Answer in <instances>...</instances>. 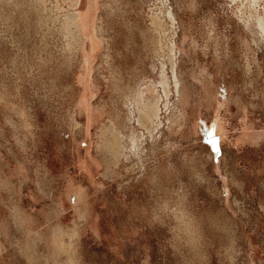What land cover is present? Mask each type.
I'll list each match as a JSON object with an SVG mask.
<instances>
[{"label": "rangeland", "instance_id": "374dc122", "mask_svg": "<svg viewBox=\"0 0 264 264\" xmlns=\"http://www.w3.org/2000/svg\"><path fill=\"white\" fill-rule=\"evenodd\" d=\"M80 1L0 0V264H264L255 9L98 0L102 48L87 64L65 29ZM257 9L264 20V0ZM153 85L161 125L150 134L127 105Z\"/></svg>", "mask_w": 264, "mask_h": 264}, {"label": "bare ground", "instance_id": "6f19581e", "mask_svg": "<svg viewBox=\"0 0 264 264\" xmlns=\"http://www.w3.org/2000/svg\"><path fill=\"white\" fill-rule=\"evenodd\" d=\"M69 1L72 2V7L76 8V9L79 8V5L81 3L80 0H69ZM233 1L234 2L239 1L242 4L244 2H248L250 5H252V7L255 9V11H253L254 12L253 15L255 17V22L258 25V28L260 29V33L263 35L264 34V20H263L262 16L259 14L258 9H257V7L259 6V4L262 0H233ZM242 6H240V7H242ZM97 9H98V0H88V7L85 8L84 11H79V12L75 11V12L69 13L65 17V29L67 30V32H71V31L74 32L75 31L77 33V36H78V38L75 37V39L77 41L76 44H70V43L68 44L69 49L75 52V51H77V49L83 48V60L87 64H89L94 57H96L100 54V49L102 48L100 41H99V38L95 34V29H96L95 21H96ZM253 12H251V14H250L251 16H252ZM167 15H169V17L172 19V21L175 20L171 10H168ZM245 15L242 13L240 15V18L245 21L246 25H248L250 18L245 17ZM157 21H158V19H157ZM160 26H161V23H160ZM83 45H84V47H83ZM79 46H80V48H79ZM176 48H177L176 43H172V48H171V53H173L172 58H171L172 76H173L174 86L176 89L175 91H176L178 97H180V95L182 97H184L186 92L184 93V90L182 89V80L179 77V74L177 71V60L175 58V56L177 54L176 53L177 51L175 52ZM166 78L167 77H165V79H163L162 85L164 87V93L166 94V96L168 98L171 95V90H170V85L168 83V80ZM156 88L157 87L155 85H153L152 87H148L146 89V91H145V89L140 90L139 95L134 97L135 100L131 99L127 105L128 113H129L128 116H138V120L141 122V124L144 127L147 128V130L150 131V134L154 133V131L157 130L159 128V126L161 125V122H159V120H160V116H161L160 111H161L162 95L159 94V92ZM85 89H87V88H85ZM186 95H187V93H186ZM78 106H81V107L85 106V108L88 110L87 113H90L89 112L90 106H88L87 101H86V95L83 94V92H82V96L78 100ZM168 106H169V104H168ZM88 107H89V109H88ZM181 110H183V109H181ZM178 112L180 113V111H178ZM88 116H91V115L89 114ZM176 118H173V119H176ZM178 125H179V123H178ZM179 128H181V127H179ZM131 140H132V146L134 148L138 147V142H136V141H138L137 137L132 136ZM114 146H116V145H112L111 147L109 146L110 147L109 150L111 149L114 153L119 154L122 149L120 150L117 146L116 147H114Z\"/></svg>", "mask_w": 264, "mask_h": 264}]
</instances>
